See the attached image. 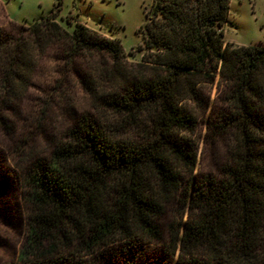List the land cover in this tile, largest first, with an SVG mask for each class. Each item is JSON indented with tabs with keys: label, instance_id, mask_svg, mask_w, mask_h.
<instances>
[{
	"label": "trees",
	"instance_id": "16d2710c",
	"mask_svg": "<svg viewBox=\"0 0 264 264\" xmlns=\"http://www.w3.org/2000/svg\"><path fill=\"white\" fill-rule=\"evenodd\" d=\"M228 9L229 0H154L134 64L119 40L80 23L68 32L53 15L15 35L0 27L1 125L47 48L99 58L98 85L82 78L91 112L26 173L19 264H89L115 252L132 262L264 264V44L225 42ZM217 74L207 140L225 138L224 158L215 174L196 176L195 110L209 108Z\"/></svg>",
	"mask_w": 264,
	"mask_h": 264
},
{
	"label": "rangeland",
	"instance_id": "374dc122",
	"mask_svg": "<svg viewBox=\"0 0 264 264\" xmlns=\"http://www.w3.org/2000/svg\"><path fill=\"white\" fill-rule=\"evenodd\" d=\"M153 2L0 0V27L15 35L22 32V25L28 26L53 15L68 32L80 23L100 35L119 40L125 61L134 64L141 55L138 50L142 42L140 28L152 13ZM223 39L237 46L263 45L264 0H229ZM98 62L97 56L64 53L56 46L47 48L36 60L31 84L22 100L2 112L5 123H0V264H19L18 253L27 235L26 173L36 159L48 158L53 146L80 114L91 112L93 99L82 78L91 87L98 85ZM56 85L59 87L54 89ZM221 89L217 74L209 87V108L195 110L197 126L193 137L199 144L196 176L215 174L224 158L225 138H215L213 142L207 140L206 125L211 109L220 106L217 95ZM174 216L173 208H169L158 224L165 229ZM89 264L167 263L148 254L133 262L126 261L115 252L98 256Z\"/></svg>",
	"mask_w": 264,
	"mask_h": 264
}]
</instances>
